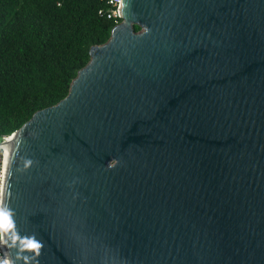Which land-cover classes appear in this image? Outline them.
I'll return each mask as SVG.
<instances>
[{"label":"water","instance_id":"obj_1","mask_svg":"<svg viewBox=\"0 0 264 264\" xmlns=\"http://www.w3.org/2000/svg\"><path fill=\"white\" fill-rule=\"evenodd\" d=\"M119 13L67 95L10 134L16 231L38 264H264V0Z\"/></svg>","mask_w":264,"mask_h":264},{"label":"trees","instance_id":"obj_2","mask_svg":"<svg viewBox=\"0 0 264 264\" xmlns=\"http://www.w3.org/2000/svg\"><path fill=\"white\" fill-rule=\"evenodd\" d=\"M116 11L108 0H0V138L67 95Z\"/></svg>","mask_w":264,"mask_h":264},{"label":"clouds","instance_id":"obj_3","mask_svg":"<svg viewBox=\"0 0 264 264\" xmlns=\"http://www.w3.org/2000/svg\"><path fill=\"white\" fill-rule=\"evenodd\" d=\"M108 2L111 4L113 0H108ZM115 2L119 6L121 0H115ZM57 6L60 7V5ZM119 14L118 7L114 15L119 16ZM31 163V160L25 161V167L30 166ZM111 167L113 165L109 164V168ZM0 192H2V186H0ZM13 215L12 210L4 206L2 200H0V245L7 246L8 248H16V261H21L22 264H33V261H35L38 264L40 249L43 247L42 242L36 239L35 235L21 237L16 231ZM16 261L4 258L0 259V264H16Z\"/></svg>","mask_w":264,"mask_h":264},{"label":"built area","instance_id":"obj_4","mask_svg":"<svg viewBox=\"0 0 264 264\" xmlns=\"http://www.w3.org/2000/svg\"><path fill=\"white\" fill-rule=\"evenodd\" d=\"M113 3L117 5L115 0H113ZM120 6V5H119ZM117 5V8L119 7ZM10 135L3 136L0 142V186H2V192H0V200L3 202V189H4V182H5V176H4V166H5V158H6V148L4 147L3 143H6V141L9 139ZM8 258V253L6 251V248L4 245H0V259Z\"/></svg>","mask_w":264,"mask_h":264},{"label":"bare ground","instance_id":"obj_5","mask_svg":"<svg viewBox=\"0 0 264 264\" xmlns=\"http://www.w3.org/2000/svg\"><path fill=\"white\" fill-rule=\"evenodd\" d=\"M16 135L10 137L7 141H6V158H5V166H4V176L6 177L7 171H8V162H9V154H11L12 152V147L15 144V139H16Z\"/></svg>","mask_w":264,"mask_h":264},{"label":"rangeland","instance_id":"obj_6","mask_svg":"<svg viewBox=\"0 0 264 264\" xmlns=\"http://www.w3.org/2000/svg\"><path fill=\"white\" fill-rule=\"evenodd\" d=\"M2 141V139L0 138V142Z\"/></svg>","mask_w":264,"mask_h":264}]
</instances>
